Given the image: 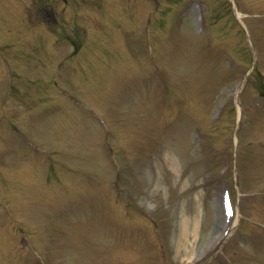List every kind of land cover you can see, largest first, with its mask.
I'll list each match as a JSON object with an SVG mask.
<instances>
[{
  "label": "rangeland",
  "instance_id": "374dc122",
  "mask_svg": "<svg viewBox=\"0 0 264 264\" xmlns=\"http://www.w3.org/2000/svg\"><path fill=\"white\" fill-rule=\"evenodd\" d=\"M162 1L100 0L102 10H110V4L119 18V28L107 27L112 23H105V45L100 63L92 62L85 70L65 67L57 74L54 67L60 63H55L56 59L39 60L42 56L32 53L38 52L40 35H32V25L28 22L25 27L19 23V29L24 27L21 32L23 49L31 51L38 59H29L30 54L26 53V58L21 55L17 60L26 62V68H31L29 63L38 60V73L47 79H38L40 82L35 91L27 89L32 93L39 89L41 93L38 94L44 99L52 95L58 97L60 106L41 101L43 104L39 107L38 104L28 105L20 110L38 111L33 117L35 123L25 124L38 132L36 158L17 133L11 134L6 127L0 136V164L6 168H0V172L5 174L8 168L14 178L24 182L23 186L15 182V188L10 187L12 180L0 174V199H5L0 201V206L6 208L0 210V264H165L163 256L156 251L157 243L162 241L167 245V261L205 264L216 252L215 240L221 239L227 227L232 232L236 217L226 218L223 205L229 176H221L220 156L202 151L201 140L195 133L198 128L194 125L198 123L205 128L214 121L219 111L216 108L205 111V106L213 102L219 106L232 99L236 79L243 78L251 62H245L240 50L232 49V43L220 28L211 30L209 35L217 41L214 43L218 46L216 51L209 55L201 50L211 38L206 31V35L198 34L201 15L197 7L183 23L184 33L171 38L170 31L174 29L171 18L180 9L174 6L177 0H164L161 10L173 5L172 12L168 16L156 11V5ZM192 1L205 3L207 15L215 14L211 1L179 0L184 8ZM52 2L56 4L55 0ZM242 4L246 9L254 8L255 13L264 10V0H242ZM74 5L80 7L77 0ZM170 19L168 28L165 22ZM223 22L226 31L240 44L242 39L232 28L231 16L223 14ZM251 22L255 33L263 35L264 22L254 19ZM210 23L209 18V22L206 21L208 28ZM183 30L179 29L180 32ZM0 39L5 41L7 37L0 34ZM150 47L165 48L157 50V61L166 64L186 51L187 74L194 73L190 92L181 91L182 95L190 97L192 111L187 112L193 116V121L174 128L177 132L171 135V139L175 143L168 145L173 148L165 156L171 164H167L163 155L157 152L152 156L146 142L152 139L147 132L149 124L153 134L159 133L171 126L176 114L174 111H159L157 103L155 105L152 69L147 55ZM198 47L200 50L193 52L195 59L192 51ZM58 49L56 46L55 50ZM39 52H45V47ZM6 55L12 57L11 50H7ZM224 55L239 57L240 66L230 69ZM2 56L3 48L0 47ZM260 68L264 74V56ZM46 70L52 72V77H48L50 72ZM30 76L27 74L28 82ZM257 81L254 83L258 84ZM185 82V74L176 79V84ZM204 88L214 94L208 93L207 98V93L202 92ZM259 90L260 85L258 89L247 87L241 94L250 119L249 124L244 125H249V131L245 129L246 142H264V98ZM155 93L157 95L158 91ZM18 97L22 98L21 95ZM148 111L154 121H161L166 116L165 127L157 129L158 121L149 123V117L145 115ZM178 119L179 116L173 123ZM137 127L141 138L136 133ZM225 140V135L221 134L220 142L217 137L213 142L221 148ZM116 144L125 147V160L137 162L135 169L125 176L126 190L134 198L138 197L139 206L148 210V214L163 225L162 228L154 230L148 220L139 217L132 221L125 219L122 203L111 201L110 182L115 176L108 164L110 149ZM252 160L264 165L263 152L252 153ZM249 168L257 171L256 166L250 165ZM87 171L92 187H89ZM262 176L261 186L264 187V172ZM50 180L56 185L53 190L48 188ZM233 201L243 212L247 201L242 202L240 196H234ZM250 203H253V209L258 206L253 201ZM260 210L263 212L261 207ZM247 223L251 224L247 220L242 223V233L248 231ZM231 253L237 256V264H264V242L254 246L240 244Z\"/></svg>",
  "mask_w": 264,
  "mask_h": 264
}]
</instances>
